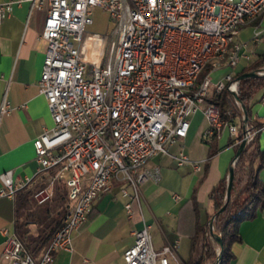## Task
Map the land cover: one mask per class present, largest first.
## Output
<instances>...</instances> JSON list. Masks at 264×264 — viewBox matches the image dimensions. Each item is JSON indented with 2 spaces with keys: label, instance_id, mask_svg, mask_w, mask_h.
Returning a JSON list of instances; mask_svg holds the SVG:
<instances>
[{
  "label": "built area",
  "instance_id": "2783aa9c",
  "mask_svg": "<svg viewBox=\"0 0 264 264\" xmlns=\"http://www.w3.org/2000/svg\"><path fill=\"white\" fill-rule=\"evenodd\" d=\"M24 1L30 2L31 11L48 7L41 34L48 46L38 86L54 125L34 142L37 175L15 181L12 169L3 171L0 196L14 198L39 176L56 169L48 185L37 189L33 198L38 205L47 203L59 180L68 189L70 209L38 259L16 231L3 228L2 258L6 264H51L57 251L72 250L73 233L87 223L94 201L116 180L123 183L127 215L132 217L137 206L143 221L133 231L134 243L124 253V264H184L179 239L160 250L153 246V225L141 208L142 185L160 180L161 175L147 163L158 154H169L172 145L188 136L190 117L196 113L208 121V135L220 138L227 130L233 145L243 140L250 143L259 128L254 129L249 117L245 122L243 108L240 115L227 118L226 124L218 123L220 109L213 98L222 92L224 82H232L231 92L239 95L235 72L215 83L210 77L196 92L177 90L167 84V77H193L205 56L220 53L226 36L240 35L241 21L264 0H8L0 3V25L14 3ZM96 7L108 11L116 24L110 36L86 34ZM91 40L99 46L94 53L97 60L88 45ZM260 43H264L261 22L253 27L249 40L238 42L232 64L213 67L211 74L252 58L251 44ZM256 71L264 75V68ZM260 102L264 105V94ZM10 111V103L4 101L0 118ZM174 158L179 166L193 163L197 170L205 161H193L183 144Z\"/></svg>",
  "mask_w": 264,
  "mask_h": 264
},
{
  "label": "crops",
  "instance_id": "0c3cea01",
  "mask_svg": "<svg viewBox=\"0 0 264 264\" xmlns=\"http://www.w3.org/2000/svg\"><path fill=\"white\" fill-rule=\"evenodd\" d=\"M6 1L0 0V3ZM47 10L45 5L31 11L28 1L14 3L12 12L0 25V106L4 101L11 105V111L0 118V173L12 169L15 181L37 175L39 164L34 142L46 128L54 125L47 100L38 86L48 46L41 37ZM261 23L264 25V15ZM252 25L249 26L253 32L256 24ZM249 39H237V43ZM251 48L254 55L250 59H241L235 73L264 52V43L251 44ZM260 99L253 104V118L255 124L264 125V105ZM190 121L185 139L172 145L169 154H158L147 163L149 169L160 170L161 178L150 179L142 185L141 202L145 220L153 225L154 248L160 250L169 241L179 239L183 263L189 257L191 241L179 230L180 208L196 190L202 220H210L215 207L209 194L222 178H228L239 149L233 145L234 138L226 130L218 138L219 151L210 158L209 145L204 142V138L210 136L207 134L208 121L202 113L192 115ZM182 144L193 161L205 160L200 170L193 163L178 165L174 155L178 154ZM261 145L264 146L262 141ZM122 185L114 180L110 190L94 201L89 220L72 235L73 249L57 251L51 264H124V253L134 243L133 231L141 228L143 221L137 206L132 217L127 215V198L122 195ZM20 193L14 198L0 196V264H6L2 258L6 240L2 229L7 228L9 233L15 231ZM175 195L179 197L175 198ZM33 227L37 229L36 225ZM239 235L232 244L234 258L230 264H264V209L240 223Z\"/></svg>",
  "mask_w": 264,
  "mask_h": 264
},
{
  "label": "trees",
  "instance_id": "16d2710c",
  "mask_svg": "<svg viewBox=\"0 0 264 264\" xmlns=\"http://www.w3.org/2000/svg\"><path fill=\"white\" fill-rule=\"evenodd\" d=\"M263 15L257 17L254 23H259ZM263 66L264 52L259 53L249 65L238 71L235 77L237 78L245 72L256 71ZM258 91H263L264 94V75L241 80L238 98L228 89H223L213 98L225 119L240 115L237 99L240 100L246 108L251 125L254 129L259 128V132L245 146L238 158L231 197L225 209L216 219V226L223 242V255L220 264H230L234 258L232 244L240 237V223L252 219L259 210L264 209V147L261 145L262 130L260 131L264 125L255 124L256 121L253 118L252 111L255 103L254 97ZM204 142L209 145L210 158L213 157L219 151L217 136L210 135L208 139L204 138ZM252 145H254L256 155L249 164L246 179L243 180L246 157ZM239 147L240 143L237 145V148ZM227 180V177L222 178L209 194L214 203L215 213L224 204ZM43 184L38 185V189L43 187ZM69 209L68 189L62 181L56 185L53 199L42 205L35 202L31 191H22L19 194L17 203L19 218L16 222L15 231L35 259L41 256L55 233L62 227ZM201 212L202 208L195 190L192 196L182 205L179 213V230L187 234L191 241L189 257L184 264H204L206 259L216 256L209 233V218L203 221ZM90 216L91 213L89 218ZM31 225L37 226V233H32Z\"/></svg>",
  "mask_w": 264,
  "mask_h": 264
},
{
  "label": "rangeland",
  "instance_id": "374dc122",
  "mask_svg": "<svg viewBox=\"0 0 264 264\" xmlns=\"http://www.w3.org/2000/svg\"><path fill=\"white\" fill-rule=\"evenodd\" d=\"M92 19H93L92 23L88 24L87 27H86V34L100 33L101 35L110 36L113 33L116 24L112 20V18L110 16V13L108 11L104 10L101 7H96L93 10V13H92ZM254 20L249 22V23L251 25L255 24ZM256 24H258V23H256ZM249 25L245 26L241 30V33H240V35L238 36L237 39H243L244 40V39H249L251 37L252 28ZM237 68H239V64L236 67H234V68H231V67L227 66V67H225L223 69L215 70L214 73L210 74V71H209L210 68L209 67H205L202 70V73H201L202 76L200 75V79H203L204 77L209 76V77L212 78L213 83H215L218 79L222 78L226 73H228V72H233V73L236 72ZM261 68H264V66L261 67ZM262 95H263V91H258L257 92V94L254 97V101H255L256 104H257V100L260 99ZM238 107H239L240 114H241L242 113V109H241L242 108V104L240 106V104L238 103ZM261 141H262V143H264V133L262 134ZM255 155H256V153H255V150H254V145H252V146H250L249 153H248V155L246 157L247 161L245 162V165H244L245 173L243 174V180H245L246 177H247V173H248V170H249V164L255 158ZM236 164H235V167H236ZM55 173H56V169L45 173L32 187L24 188L20 192H22V191H31L34 194V192L38 189L37 186L42 184V183H44L43 186L48 185L50 177L53 176ZM60 182L61 181L57 180L55 182V184H54V195H55L56 185L58 183H60ZM227 183H228V180H227ZM54 195H53V197H54ZM53 197H52V199H53ZM51 200H49L48 202H50ZM215 226H216V220H215ZM30 228H31L32 233H37V229H34L33 225H31ZM36 228H37V226H36ZM216 229H217V226H216ZM217 231H218V229H217ZM209 233H210V236H211L212 245L215 248L216 256L214 258L206 259L204 261V264H214L215 261L218 259L219 243L217 241V236L215 235L216 233H214V234L211 233L210 226H209ZM185 256H186V254H185ZM220 263H221V261H220Z\"/></svg>",
  "mask_w": 264,
  "mask_h": 264
},
{
  "label": "bare ground",
  "instance_id": "6f19581e",
  "mask_svg": "<svg viewBox=\"0 0 264 264\" xmlns=\"http://www.w3.org/2000/svg\"><path fill=\"white\" fill-rule=\"evenodd\" d=\"M264 13V2H261L259 8L249 17L244 18L241 21V29L247 25L249 22L253 21L260 15ZM239 36V33H231L230 36H226V39L220 49V53H214L210 54L204 57L202 60L199 68L193 73V77H189V80H184L181 78H175V77H167V84H174V87L181 91V92H196L200 91L206 81L210 78L209 76L204 77L203 79H200V75L202 73V70L205 67L210 68V74L213 69V67H216L223 63L226 65L232 64V57L234 56V53L236 51L237 47V38ZM88 45L94 49L93 51V58L97 60V57L94 53L98 51L99 46L95 45L94 42L91 40L88 42ZM228 89L229 91L232 90V82H224L222 85V90ZM218 123L219 124H226V119L223 118L221 111L219 110L218 114ZM261 130V129H260Z\"/></svg>",
  "mask_w": 264,
  "mask_h": 264
},
{
  "label": "water",
  "instance_id": "95a60500",
  "mask_svg": "<svg viewBox=\"0 0 264 264\" xmlns=\"http://www.w3.org/2000/svg\"><path fill=\"white\" fill-rule=\"evenodd\" d=\"M260 75L257 71H249V72H245L243 73L242 75H240L239 77H237L238 80H243L245 78H248V77H255V76H258ZM234 94V93H233ZM235 95V94H234ZM237 98L238 96L235 95ZM238 100V99H237ZM241 104H242V108L244 110V113H245V122L248 121V115H247V111H246V108L244 106V104L238 100ZM247 145V141L246 140H243L241 143H240V147L236 153V156H235V159L236 160V163L238 161V158L241 154V152L243 151V149L245 148V146ZM235 163V164H236ZM235 164H232L231 167H230V171H229V175H228V183H227V190H226V198H225V201H224V204L223 206L211 217V219L209 220V224L212 226V229H211V233H216L215 235L217 236V241L219 243V251H218V259L215 261L214 264H220V261H221V257L223 255V242H222V239H221V236H220V233L217 231L216 229V226H215V220L217 219V216L225 209L230 197H231V192H232V187H233V182H234V174H235Z\"/></svg>",
  "mask_w": 264,
  "mask_h": 264
}]
</instances>
